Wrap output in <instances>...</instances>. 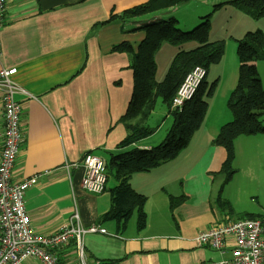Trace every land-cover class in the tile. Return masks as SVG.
Returning a JSON list of instances; mask_svg holds the SVG:
<instances>
[{"label":"crops","instance_id":"0c3cea01","mask_svg":"<svg viewBox=\"0 0 264 264\" xmlns=\"http://www.w3.org/2000/svg\"><path fill=\"white\" fill-rule=\"evenodd\" d=\"M146 1L7 0L0 33V68H16L12 82L18 90L15 100L21 103L23 116V142L12 178L22 181L37 177L25 193L24 203L31 228L38 235H50L65 226L74 208L83 227L99 223L105 229L106 234L84 235L87 264H202L228 260L233 248L231 239H226L224 249L217 251L197 245L194 238L212 227L237 221L240 214L264 216V134L234 141L237 186L233 197L225 200L240 213L236 219H226L215 200L220 179L213 175L220 169L225 152L211 145L219 128L232 119L221 101L235 88L238 68L225 85L224 56L208 70L206 82L209 78L211 82L218 81V87L188 148L176 160L130 179L132 189L146 197L142 230L136 227L135 215L124 228L116 224V182L108 180L105 191L98 195L81 186L84 155L93 151L104 162L109 155L118 153L117 144L126 136L125 125L119 119L132 93L131 58L111 53L110 48L121 42L137 46L144 33H129L130 30L158 20L174 19L180 30H190L204 16L202 7L219 4L198 0L175 8L199 2L183 15L199 19L193 25L175 17L177 12L174 16L175 9H171L133 21L97 26L108 19L112 10L119 15ZM257 27L264 32L262 24ZM188 45H161L155 55L156 83L164 79L178 52L196 47V43ZM261 74L264 87V72ZM1 95L0 91V149ZM160 103L161 106L157 100L145 122L155 129L154 134L130 148L147 150L163 141L172 117ZM213 105H218L214 116L207 119ZM74 163L78 167L67 174L63 166ZM168 195L185 197L172 214ZM248 200L256 205L255 209H250ZM65 255L72 257L67 264H78L71 245L60 250V258ZM21 264L41 263L27 259Z\"/></svg>","mask_w":264,"mask_h":264},{"label":"trees","instance_id":"16d2710c","mask_svg":"<svg viewBox=\"0 0 264 264\" xmlns=\"http://www.w3.org/2000/svg\"><path fill=\"white\" fill-rule=\"evenodd\" d=\"M198 0H147L143 4L115 15L112 10L108 19L97 26L104 27L112 22L133 21L138 18L159 14L185 6ZM229 5L254 21L264 18V0H230L216 5L214 11ZM211 14L200 18V23L191 31H181L174 19L158 20L131 29L129 33L143 32L144 38L137 46L121 42L110 48L111 53L130 56L129 69L132 71V93L124 115L119 119L125 125L126 136L117 144L119 150L103 162V173L108 180L116 182L113 192H117V209L114 214L116 224L124 228L133 215L137 229L145 227L144 205L146 197L136 193L130 179L134 174L149 173L160 165L176 160L190 145L194 134L201 128L211 100L218 87V81L206 82L210 67L221 62L225 52L223 40L210 41ZM236 43L238 74L235 88L229 94L226 108L231 121L218 130L211 141L214 147L222 148L225 158L214 177L220 179L216 192V203L221 209L231 208L222 193L236 174L234 168V141L238 137H252L264 134V89L255 64L264 67V32H246L242 38H230ZM195 42L196 47L178 52L171 61L164 79L156 83L155 55L163 43L180 46ZM195 67L205 70L206 76L198 87L195 96L180 110L172 109V100L187 74ZM160 100L172 117V124L163 141L150 149L130 148L143 139L152 136L155 129L146 121ZM3 120V119H2ZM169 212L185 201L180 195H168ZM264 216L240 214L237 220L263 219Z\"/></svg>","mask_w":264,"mask_h":264},{"label":"built area","instance_id":"2783aa9c","mask_svg":"<svg viewBox=\"0 0 264 264\" xmlns=\"http://www.w3.org/2000/svg\"><path fill=\"white\" fill-rule=\"evenodd\" d=\"M7 0H0V33ZM1 42V41H0ZM1 56V43H0ZM16 68H0V91L2 104L3 133L0 149V264H21L27 259L41 264H67L59 256L60 250L71 245L78 264H87L83 248L85 234H106L99 223L83 227L77 208H74L67 224L50 235H38L30 225L25 210V193L34 184L36 176L14 181L12 178L16 161L20 155L22 137V105L15 100L18 92L12 82ZM206 72L201 67L193 68L178 88L172 109L180 110L192 100ZM84 177L82 189L91 194H101L106 189L107 177L103 173L102 159L92 152L82 159ZM78 164H65L63 170L69 174ZM117 198L113 199V203ZM113 211V210H112ZM226 239H231V258L202 264H264V217L263 219L237 220L212 227L199 233L194 241L199 246H209L222 251Z\"/></svg>","mask_w":264,"mask_h":264},{"label":"rangeland","instance_id":"374dc122","mask_svg":"<svg viewBox=\"0 0 264 264\" xmlns=\"http://www.w3.org/2000/svg\"><path fill=\"white\" fill-rule=\"evenodd\" d=\"M202 1H204V0H202ZM214 1H215V3H219V4L224 3L225 4L230 0H214ZM198 3L199 2L192 3V4L186 6L182 9H175L174 10V16H175V13L177 12L175 17H178V18L182 19V21H187V23H190V25H193L199 19L190 20V19H186L185 17H183V15L186 12H189L190 7H193V6L197 5ZM202 9H203L202 11L204 13V16L211 14L210 38L213 37V40H215V41L223 40L225 42V49L226 50H225V55L223 58L224 63L222 64V66H224V83H225V85H227L229 80H230L232 73H236V67L238 68V62L236 59V43L234 41H232L230 38L234 37L236 39H239V38H242V36L246 32L254 31L257 29L262 30V29L258 28L257 26L259 24H262V27H264L263 23H261V22H264V19L263 20L260 19L261 21L260 20L254 21L252 19H249L248 17H245L237 9H235L234 7L229 6V5H224L223 7L219 8L215 11L213 8H208L206 6L202 7ZM196 26H194L193 28H191L190 30H187V31H191ZM181 31H183V30H181ZM191 43H195V42L184 43L180 46H190L188 44H191ZM258 65H260L261 67L258 68ZM255 66H256V70H257V74H258V79L260 80V77H263L261 73L264 72L262 63L257 62L255 64ZM260 82H261V80H260ZM207 83L208 84L212 83L210 81V78L207 79ZM262 87H263V85H262ZM263 89H264V87H263ZM226 101H227L226 96H224V99L221 101V105H222L224 110H227ZM160 102L161 101L158 100L159 106H161ZM219 103H220V101H219ZM216 106H218V105H213L212 110H211L209 116L207 117V119H209V117L214 116V109ZM166 125L167 126L170 125L169 121H167ZM90 152L95 154L93 151H90ZM261 175L264 177V171L261 173ZM236 186H237L236 177H233L232 181L227 185V187H225V189H224L225 191H223V193H222V197L224 198L223 200H225V198H227V197H230V198L233 197ZM254 197L255 196L251 197L252 200L255 199ZM263 197H264V195H263ZM247 204L249 205V207H251L250 209H255V207H256V205L249 200L247 201ZM229 206L231 208V212H229V210L226 208H224V209L221 208V210L223 211V212H221L222 215L228 217L226 219H236L239 216V213H240L239 210H234L230 204H229ZM236 209H240V208L236 207ZM63 257H64L65 262H70L72 260V257H70L68 255H65ZM77 262H78V260H77Z\"/></svg>","mask_w":264,"mask_h":264}]
</instances>
